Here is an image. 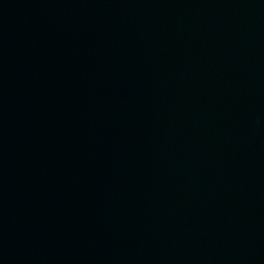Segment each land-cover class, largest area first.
<instances>
[{
    "label": "water",
    "instance_id": "water-1",
    "mask_svg": "<svg viewBox=\"0 0 264 264\" xmlns=\"http://www.w3.org/2000/svg\"><path fill=\"white\" fill-rule=\"evenodd\" d=\"M0 264H264V0H0Z\"/></svg>",
    "mask_w": 264,
    "mask_h": 264
}]
</instances>
